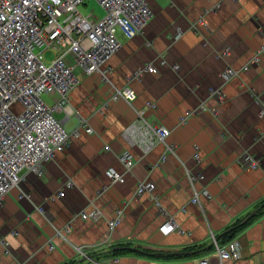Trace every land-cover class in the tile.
I'll return each instance as SVG.
<instances>
[{"label":"crops","instance_id":"1","mask_svg":"<svg viewBox=\"0 0 264 264\" xmlns=\"http://www.w3.org/2000/svg\"><path fill=\"white\" fill-rule=\"evenodd\" d=\"M145 1L153 13L148 25L132 38L119 35L122 47L100 71L85 75L76 70L71 110L55 114L67 130L84 119L93 132L80 129L39 173L24 171L20 184L0 201V264H196L204 259L220 264L213 238L218 241L264 201V116H259L264 56L239 76L227 81L222 76L227 67L241 68L264 46V0ZM225 48L230 53L219 57ZM148 63L157 74L128 80ZM125 87L135 99H113ZM211 90H219L222 99ZM43 99L52 104L55 96ZM137 111L152 125L170 130L166 143L175 145L174 154L163 162V144L145 152L123 137L138 120ZM126 151L135 160L130 170L119 161ZM243 154L260 160L259 168L240 166ZM108 169L124 182L112 183ZM188 172L203 179L192 187ZM140 182H152L153 194L135 197ZM195 191L197 203L192 202ZM95 209L101 214L98 221L79 217ZM118 209H124V218L110 240L113 248L126 249L110 257L108 248L96 249L109 237L107 222ZM167 218L176 229L163 236L158 229ZM235 239L241 258L223 264H264V213Z\"/></svg>","mask_w":264,"mask_h":264},{"label":"built area","instance_id":"2","mask_svg":"<svg viewBox=\"0 0 264 264\" xmlns=\"http://www.w3.org/2000/svg\"><path fill=\"white\" fill-rule=\"evenodd\" d=\"M94 1L104 10L101 17L83 15L79 11V6L85 5L87 0H0V201L20 184L24 171L39 173L43 163L54 160L68 147L72 138L80 135V129L87 134L93 132L84 119L75 129L67 130L55 115L60 110H71L69 94L78 84L76 70L80 69L85 75L100 71L122 47L119 35L129 39L140 34L153 16L145 0ZM49 50L55 52V57L46 61L44 54ZM229 53V48H225L218 56L225 57ZM260 56H264V46L241 68L227 67L222 73L224 80L239 76L257 64ZM146 73L157 74L158 69L148 63L128 80L140 79ZM210 93L222 99L219 90H211ZM45 94L55 96L52 104L44 101ZM118 98L131 102L135 93L125 87L116 90L113 99ZM148 107L154 108V105L148 103ZM200 107L204 109L203 105ZM193 113L188 112L179 123H184ZM143 116L144 112L137 111L138 120L124 130L123 137L130 143L140 144L145 152L155 144H163V162L169 154H174L175 145L166 143L170 130L152 125ZM259 116H264V100L261 101ZM195 157L198 159L197 154ZM119 161L126 170L135 164L127 151L119 155ZM238 163L245 168L257 166V161L248 154H243ZM105 174L112 183L124 182V178L113 169H108ZM187 176L192 185L194 181L203 179L202 175L193 176L189 172ZM66 187H72V183L67 182ZM154 190L152 182H140L134 195H152ZM64 194L63 190L59 192V196ZM201 194L211 198L205 189ZM153 199L160 213L165 214L158 198L153 196ZM197 199L198 193L192 202L197 203ZM38 210L44 212L41 207ZM80 216L83 220L96 222L101 214L95 209L81 212ZM123 218L124 209H118L108 222L109 231L113 232ZM175 229L172 218H167L159 227L160 234L164 236ZM57 235L64 237L61 231H57ZM213 241L220 264L241 258V246L235 239L225 245H218L214 238ZM78 251L86 255L80 248ZM95 264L111 263L98 261ZM200 264H208V260H200Z\"/></svg>","mask_w":264,"mask_h":264},{"label":"rangeland","instance_id":"3","mask_svg":"<svg viewBox=\"0 0 264 264\" xmlns=\"http://www.w3.org/2000/svg\"><path fill=\"white\" fill-rule=\"evenodd\" d=\"M79 11L83 14V15H89V14H93L94 17H101L103 14H104V10L94 1V0H87V2H85V5H81L79 6ZM44 57L46 59V61H50L51 59H53L55 57V52L53 50H49L47 51L45 54H44ZM255 161H257V166L254 168V169H257L259 168L260 166V160L254 158ZM241 166V165H240ZM192 185V183H190ZM193 187V185H192ZM197 192L195 191V194ZM109 222V221H108ZM108 222H107V229H108V234H109V237L106 238L105 240H103L102 242H100V247L99 249H96V250H104L106 248H108L109 252H114V249L115 248H121V250H125L126 248L125 247H114L113 248V242L110 240V235L112 234V231L110 232L109 231V228H108ZM158 232L160 233L159 229H158ZM215 240V239H214ZM234 240V239H233ZM236 240V239H235ZM215 242L218 244V241L215 240ZM213 245H214V241H213ZM219 245V244H218ZM110 248V249H109ZM120 251V250H119ZM85 256H86V259H90L92 260L93 258L90 256V255H87L88 253L85 252ZM83 256V255H82ZM111 257V256H110ZM99 260L97 261H94V262H98ZM101 261V260H100ZM196 264H200V261H198Z\"/></svg>","mask_w":264,"mask_h":264},{"label":"trees","instance_id":"4","mask_svg":"<svg viewBox=\"0 0 264 264\" xmlns=\"http://www.w3.org/2000/svg\"><path fill=\"white\" fill-rule=\"evenodd\" d=\"M264 204V201L260 204V206ZM259 207V206H258ZM264 213V207L262 209H260V211L255 215V217H253L252 219H250L249 221H247L246 223H243V221L246 218L237 220L235 222V224H233L232 227L229 228V231L227 233H225L224 235H222L220 238H218V244L219 245H225L228 242L232 241L233 239H235L236 235L240 232H242L256 217H258L259 215ZM123 250L120 251H114V252H109L107 255L108 256H112V255H116L118 253H120ZM160 256H163V254H157Z\"/></svg>","mask_w":264,"mask_h":264},{"label":"water","instance_id":"5","mask_svg":"<svg viewBox=\"0 0 264 264\" xmlns=\"http://www.w3.org/2000/svg\"><path fill=\"white\" fill-rule=\"evenodd\" d=\"M264 207V204H262L261 206H259L258 208H256L253 212H251L248 217L243 221V223H246L247 221H249L250 219H252L253 217H255V215L260 211V209H262ZM229 231V230H227ZM121 250V248H115L114 251H119ZM83 261V260H81ZM80 262H77V264Z\"/></svg>","mask_w":264,"mask_h":264},{"label":"bare ground","instance_id":"6","mask_svg":"<svg viewBox=\"0 0 264 264\" xmlns=\"http://www.w3.org/2000/svg\"><path fill=\"white\" fill-rule=\"evenodd\" d=\"M115 216V215H114ZM79 217L81 218V216L79 215ZM114 218V217H113ZM89 221H91V220H89ZM164 236V235H163Z\"/></svg>","mask_w":264,"mask_h":264}]
</instances>
